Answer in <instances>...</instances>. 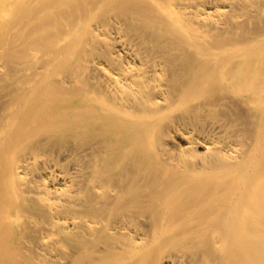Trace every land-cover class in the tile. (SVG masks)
Listing matches in <instances>:
<instances>
[{
  "label": "bare ground",
  "instance_id": "6f19581e",
  "mask_svg": "<svg viewBox=\"0 0 264 264\" xmlns=\"http://www.w3.org/2000/svg\"><path fill=\"white\" fill-rule=\"evenodd\" d=\"M0 264H264V0H0Z\"/></svg>",
  "mask_w": 264,
  "mask_h": 264
}]
</instances>
